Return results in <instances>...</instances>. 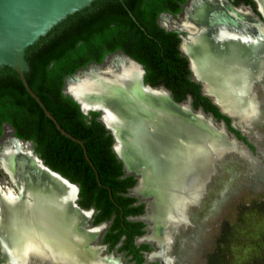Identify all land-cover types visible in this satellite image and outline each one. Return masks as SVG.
Listing matches in <instances>:
<instances>
[{"label": "bare ground", "instance_id": "1", "mask_svg": "<svg viewBox=\"0 0 264 264\" xmlns=\"http://www.w3.org/2000/svg\"><path fill=\"white\" fill-rule=\"evenodd\" d=\"M257 2L264 14V0H257ZM189 4L186 5L187 8L189 7L186 8L187 11L185 10L186 15L184 13L186 21L179 24L178 21L171 17L167 18L165 17L167 15L162 13L161 21L162 17L165 18L161 24L166 28L180 27L190 33L193 32L194 36L183 39V49L189 52V57H193L195 72H199L202 68L200 55L204 56L207 52H212L211 58L225 63L226 75L229 79L212 89L222 90L223 95L230 97L231 100H229L233 104H239L240 109L237 113L243 119L240 121L241 127L243 128L245 123L244 126L250 128L259 115V97L254 86L259 85V81L264 77V37L249 31L250 23H252L249 13L243 14L241 12L243 9L235 11L234 9L238 8L232 9L223 0H192L190 6ZM223 8H227L223 10L226 15H221ZM227 12H230L229 16ZM202 32L206 33L203 37ZM213 32L217 35H213ZM207 33L212 34L214 38ZM233 38L236 41L234 46L233 43L231 44ZM250 38L255 44L253 54L234 52L238 44L239 48H245ZM115 55L117 56L111 61ZM211 61L213 62V59ZM211 66L214 70L215 66L212 64ZM141 73L140 67L124 55L112 54L110 58L105 59L102 66L90 67L78 73L76 79L68 80L66 90L75 95L84 105L103 101L108 109L106 115L111 113L120 115L119 123L127 124L128 143L130 142L133 146L131 153L137 165L134 161H131L130 165L127 164L129 167L142 168V175L139 178L142 183L137 192L142 194L149 192L146 195H151L150 202H152L147 219L153 226L149 238L158 244H163L168 242L164 232L165 225L181 220L183 214L189 212L188 206L191 203L198 205L202 202L204 191L206 189L207 194V185L215 174L211 176V171L218 164V160L212 154L214 145L209 138H206L207 142L203 149L199 150L198 140L203 136L199 132V118L192 119L184 109L181 113V108L179 110L168 102L167 94L162 89L151 90L141 87L139 84ZM204 88L210 91L207 82ZM247 133L254 139L258 136L255 132V136L251 131ZM161 135L165 136L162 147L159 145ZM118 138L121 141L124 139L119 133ZM13 139L14 144L17 145L11 148L5 145L0 151V155L3 156V158L0 156L3 161L0 166L10 172L13 180L19 181L20 176L32 180L35 172L39 171V178L45 175L56 181L52 174L51 176L55 179L38 169V161L30 155L28 143L18 141L14 137ZM128 143L120 142L121 145L130 147ZM224 143L231 142L227 139ZM233 148L237 149L234 145ZM116 149H119L118 145ZM159 151H161L159 156L155 157L153 153L157 154ZM241 151L243 150H240L242 154ZM157 164L159 173L156 169ZM27 172L31 173L30 177L26 175ZM208 177L210 179L207 182ZM148 179L151 180L152 187L147 188ZM36 181L41 183L39 179ZM38 183H35L37 191H34L30 183L28 186L25 183L20 184V198L12 199L9 191L0 193V238L9 237L4 239L7 245L5 247L10 252L16 250L15 252L19 254L26 251L33 252L34 255L52 264L54 262L101 264L99 258H95L91 252H84V248L81 247V244L85 245L88 235L78 228V222L82 216L74 212L68 204L70 189L57 182L63 192L58 188L50 191L49 183L45 182L47 188L37 185ZM71 188L74 189V187ZM64 202L66 204H63ZM4 209L14 211L13 213L8 211L10 214L6 212V216ZM72 218L76 221L74 222ZM187 219L180 224L186 223ZM174 225L167 226L166 232L170 233L171 229L176 227ZM4 240L0 239V243ZM15 243L19 245L15 246ZM161 247L160 250L166 251V245ZM7 248L3 251L9 252ZM161 254L163 252L158 253V255ZM29 259L23 256L20 262L28 264ZM167 264H170L168 260Z\"/></svg>", "mask_w": 264, "mask_h": 264}, {"label": "trees", "instance_id": "2", "mask_svg": "<svg viewBox=\"0 0 264 264\" xmlns=\"http://www.w3.org/2000/svg\"><path fill=\"white\" fill-rule=\"evenodd\" d=\"M185 1L108 0L94 11L49 31L29 49L31 68L25 73L29 86L61 127L81 140L84 147L56 128L14 70L0 68V136L3 124H8L14 136L32 141L46 165L78 183L80 204L99 209L96 221L108 218L110 213H115L118 220L120 213H136L126 208L135 198L120 194L136 180L132 175L119 178L122 163L111 148V134L97 119L99 113L84 115L62 89L67 76L89 63H101L109 53L120 50L142 64L144 81L165 86L174 100L191 95L194 108L201 105L217 120H223L254 150V145L231 125V118L202 94L200 84L191 78L187 58L178 48L177 32L167 31L158 23L162 11L179 12ZM246 1L256 9L253 0Z\"/></svg>", "mask_w": 264, "mask_h": 264}, {"label": "water", "instance_id": "3", "mask_svg": "<svg viewBox=\"0 0 264 264\" xmlns=\"http://www.w3.org/2000/svg\"><path fill=\"white\" fill-rule=\"evenodd\" d=\"M108 0H0V68L1 67H9L12 70H14L19 78L21 79L25 89L27 92L33 97L37 103L40 105L41 109L43 110L44 114L53 121L56 128L64 135L68 136L69 138L77 141L78 143L83 145V142L75 137H73L70 133H68L65 129L61 127L57 119L54 117V115L47 109V107L44 105L43 101L40 99V97L31 89L29 86L27 79L25 77V73L30 71V64L27 60L29 49L37 43L43 36H45L49 31L60 27L68 22H71L81 16H84L101 5H103ZM225 3L232 8H246L244 5H234L229 0H223ZM257 4V9L261 14L262 19L258 15H256L251 9H246L249 13V16L252 18L249 27V31L252 33L263 36L264 37V14L260 10L258 6L257 0H254ZM225 4V5H226ZM226 5V6H227ZM130 16L132 19H135L134 15L130 12ZM160 24V23H159ZM163 26L162 24H160ZM241 25H243L241 23ZM164 27V26H163ZM168 30H176L178 31V35L181 39L179 43V49L181 53L187 58L188 61V68L190 70V75L193 80L198 82L200 84V90L201 93L206 95L217 107L220 109V111L227 116L231 118V125L238 129L240 133L246 137V140L256 145L258 141H260V135L255 136L254 132H257L255 130V126L262 123L264 121V90L261 91V82L260 85L254 86V90L259 97V115L256 120H254L250 125V128H247L244 126L245 123H240L242 118H240V115H238V111L240 109L239 104L235 105L230 100V97H227L226 95H223L222 90H214L212 88H216L218 84H221V82L226 81L228 76L226 75V65L223 63L222 60H217L214 58H211L210 53L207 52L206 55L199 57V60L202 62V68L199 70V72H195L193 69V57H188L187 54H185L182 49V41L183 39H186L187 37L194 36L190 31L186 29H182L180 27L175 28H167ZM254 31V32H253ZM190 34V35H189ZM197 53L198 50H197ZM121 55H124L126 58L131 60L132 62L136 63L138 67H140L142 73L140 77L139 84L143 88H149L151 90H158L162 89L167 94V100L171 105H174L176 108L184 109L185 113L187 115L191 116L192 119L197 117L199 118V128H200V134L203 136L198 140V147L199 150H202L204 147V144L206 141V138H209L213 142V149L212 154L214 155V158L218 160V166H217V175H213V181L210 180L207 185V194L206 189L203 194V198H201V203L196 205V203H191L188 206L189 209V218L188 221L184 224L177 225L176 227L171 229V233L174 234L177 232L180 233V237L178 238L179 245L186 244V241L188 238H190V234H193V227L196 226V217L200 210H204L205 213H208L210 211V208L214 206V185L213 183H220L225 184L229 180L230 176L232 175V164L239 161H245L251 166L257 167L260 170L264 171V161L260 159V156L257 154H254V151L248 146V144L239 139L232 131L228 129L225 122L223 120H217L211 113L206 112L203 110L202 107L194 108L192 105V98L190 95H187L186 99L182 101H176L172 97V94L169 89L166 87L160 85V86H152L149 83H146L144 81V73L145 70L139 62L125 54L124 52L120 53ZM107 56L104 57L103 61L101 63H92L89 64L86 68H80L77 71H75L72 75H69L65 78L64 86L62 89L63 94L69 95L73 100H75L78 105L80 111L84 115H89L90 111H97L99 113L97 119L105 126V128L108 130V132L111 134L113 142L111 145V148L113 152L116 154L117 158L121 160L123 169L126 173H132L137 178V181H139V178L142 175V168L140 167H129L131 161H134L137 165V161L134 158L133 153V146L129 142L128 143V137L127 134H129V131L126 130V125H121L119 123V116L114 115L113 113L108 114L106 112L108 109L106 108V105L100 101L96 102L95 104H83L80 102V100L73 95L72 93H69L66 90V85L68 80L70 79H76V76L78 73L82 71L88 70L90 67H99L102 66L105 62V59ZM203 58V59H202ZM213 59V62L211 61ZM211 64L214 67V70L211 66ZM210 65V66H209ZM206 70V71H205ZM207 70L210 72H207ZM205 71V72H204ZM234 79V78H233ZM264 80V78H263ZM209 84L210 91L205 90L204 84ZM230 99V100H229ZM110 116V117H108ZM107 118V119H106ZM106 119V120H105ZM238 122V123H236ZM244 122V121H243ZM246 131V132H245ZM247 131H251L254 136L258 139L255 140L252 135H249ZM118 133L122 135L124 138L123 141H121L118 138ZM14 138L18 141L28 143L30 146V155L35 157V159L38 161V169L45 171L46 174H48L51 178V174L56 178V181L58 183H61L62 186L69 188L70 191V198L68 201L69 206L75 210L79 211L78 213H83V228L85 230H89L87 228V218L92 212V209L86 210L77 204L76 200L78 198L77 193L79 190V187L77 184L71 182L69 179L63 177L59 172L51 169L48 165H46L43 161V159L35 152V150L32 147V142L29 140H23L16 136ZM230 140V144H225L224 141ZM120 142H127L130 147H125L120 144ZM116 145L119 146V149H116ZM227 145V146H226ZM233 145L237 148H233ZM5 147V144L1 147L0 151L3 150ZM84 147V145H83ZM240 150H243L244 154L242 155L240 153ZM258 150V146H257ZM84 154L87 160H89L88 155L86 154V151L84 149ZM261 158H264L261 156ZM90 162V160H89ZM91 163V162H90ZM128 163V164H127ZM3 174L0 177V193H3L5 191H9V194L12 199L20 198L21 197V190H20V183L19 181H15L12 178V175L10 172L5 169L1 168ZM26 175L30 177L31 173L27 172ZM53 178V179H55ZM37 184L39 186H44ZM28 185V184H27ZM36 185V184H34ZM71 187H74L72 189ZM141 199L146 201V205L148 204L149 200L151 199V195H142L138 194ZM207 206V207H206ZM201 207V208H200ZM200 208V209H199ZM196 209V210H195ZM199 209V210H198ZM87 212V214H86ZM195 217V218H194ZM198 224V223H197ZM186 231V232H185ZM184 233V234H181ZM94 236V235H93ZM92 236V237H93ZM3 238L0 239H6L9 237L2 236ZM94 238V237H93ZM91 238L87 241L88 244H90ZM5 244V245H4ZM10 245H13V243H9ZM19 245V243H15V246ZM6 245V242L4 240L3 243H0V264H22V258L23 256H26L30 258L31 260H36L35 253H31L26 251L25 253L19 254L14 252H10ZM180 247V246H178ZM9 252L3 251V249H6ZM170 255L174 256L175 254L173 252H170ZM180 259V258H179ZM21 261V262H20ZM180 264H185L180 259Z\"/></svg>", "mask_w": 264, "mask_h": 264}, {"label": "rangeland", "instance_id": "4", "mask_svg": "<svg viewBox=\"0 0 264 264\" xmlns=\"http://www.w3.org/2000/svg\"><path fill=\"white\" fill-rule=\"evenodd\" d=\"M188 2L189 0H187L184 5ZM183 9L178 16L173 18L180 20L179 18H181ZM164 18L165 17H162L161 21L160 16V24L163 22ZM234 37L236 36L234 35ZM251 40L252 38H250L249 43L243 49L239 48L238 44L234 48V52L237 53L236 51H240L242 53L249 52L250 54H253L255 44L254 41ZM234 42H236L235 38L231 41L233 46ZM112 54H120V52ZM112 54L107 55V58H110ZM116 56L117 55H115L111 61ZM111 61L109 62L111 63ZM263 78L258 83L260 85L261 82V91L264 90ZM255 130L257 131L255 133L260 135V141L254 145V154L259 155L260 159L264 161V158H261V156L264 157V121L256 125ZM11 137H14L13 130L9 125L5 124L3 135L0 138V149L5 144L6 140L12 139ZM164 138V135L160 136L159 145L161 147L164 143ZM255 140L258 139L256 138ZM241 152L244 154L243 151ZM217 166L218 164H216V172L218 169ZM232 169V175L227 183H213L214 206L210 208V212L208 213H205L204 210L198 212L196 217V222L198 224L196 223V226L193 227L194 233L190 234V238H188L190 240L188 241L187 239L186 244L176 248L174 251V253L178 254L179 258L185 264H264V171L249 165L245 161L235 162L232 164ZM216 172L215 175H217ZM18 179H20V184L25 183L29 185L30 183L31 186L33 185L32 187H34V191H37V187L34 185L35 183H38L36 181L37 179L41 181V185H44L41 187L47 188V183L50 185L52 183L58 184L56 181L49 179L45 175L39 178V175H37L36 172L32 180L21 176ZM214 179H212V181ZM56 188L61 190L60 186ZM63 195L65 194L63 193ZM27 199L29 198L27 197ZM63 204H66V202ZM4 211L5 213H8L9 209H4ZM13 211L9 212L13 213ZM73 211L78 213L75 210ZM74 220L75 219H73V221ZM174 236L178 238L180 237V234ZM88 240L89 238L87 241ZM92 241L93 239H91L89 243L95 244L94 241ZM172 247L174 246L170 241L169 246L167 245L166 255L171 259V263L173 262L174 264L173 258H170L169 255V250ZM88 248H93L97 253L90 249L88 250ZM95 249L97 248L88 247L87 244H85L84 252H91L95 255V258L97 257L100 259L99 250ZM35 258L36 260L29 259L28 264L50 263L38 256ZM102 260L103 259H101L100 263L105 264ZM54 264L61 263L54 262Z\"/></svg>", "mask_w": 264, "mask_h": 264}, {"label": "flooded vegetation", "instance_id": "5", "mask_svg": "<svg viewBox=\"0 0 264 264\" xmlns=\"http://www.w3.org/2000/svg\"><path fill=\"white\" fill-rule=\"evenodd\" d=\"M190 1L192 2V0H189V2L186 5H188L190 3L189 4V6H190L191 5ZM229 1L232 4H234V5L242 4V5H244V7H246L244 9L243 8L234 9L235 11L243 9L242 11L241 10L240 11L243 14L244 13L247 14L248 11L246 9L249 8L256 15H258L257 12H256V10L258 11L257 4H256V2L254 0L253 1H254L255 5H256V9L253 7V5L251 3H248L246 0H229ZM185 2L182 3L181 11L183 9V5L185 4ZM186 5H184L183 13L181 15V17H184V18H181L180 20H176V19L173 18V17L178 16V14H180L181 11L176 12V13L170 12V11H162L158 15V23H160L159 22V18H160L162 13L167 15L165 17H167V18L171 17L174 20L178 21L179 24L183 23V21H186L185 10L187 11V9L189 8V7L187 8ZM223 10H227V8L221 9V15H226V13H224ZM184 13H185V15H184ZM227 13H228V16H229L230 12H227ZM260 16H261V14H260ZM260 19H262V18H260ZM161 27H163V26H161ZM163 28L165 30H167V31H175V32H177V35H178V31H176V30H168L166 27H163ZM170 28H175V27H170ZM215 34L216 33L213 32V35H215ZM204 35H206V33L202 32L201 36L203 37ZM207 35H210L211 37L214 38V36L212 34H208L207 33ZM178 37H179V35H178ZM180 41H181V39H180ZM180 41H179V43H180ZM179 43H178V48H179ZM183 44H184V41H182L181 49L188 56L189 52H187V51H185L183 49ZM115 52H120L121 53L122 51L116 50ZM115 52H113V53H115ZM215 53H217L216 50H215ZM109 54H112V53H109ZM109 54H107V55H109ZM107 55H105V56H107ZM89 64H92V63H89ZM88 65L86 67H88ZM86 67H84V68H86ZM155 86H160V85H155ZM190 97H191V95H190ZM200 107H202V106L200 105ZM209 113H211V112H209ZM4 125L5 124H3L1 136L3 135ZM12 130H13V128H12ZM13 135H14V130H13ZM1 136H0V138H1ZM11 138L12 139L9 140V143H7V140L5 139L6 140L5 145H7L9 148H11L12 146L17 145L16 143L14 144L15 141H14L13 137H11ZM20 139H22V138H20ZM23 140H25V139H23ZM32 147L34 149L33 143H32ZM160 152L161 151H159L157 154L154 152L153 155L155 157H158ZM0 156H2V154ZM2 158H3V156H2ZM2 162L3 161L0 158V163H2ZM215 168L216 167L214 166L213 170L211 171V176L215 173ZM156 169H157V172L159 173V165L158 164L156 166ZM0 172H1L0 173V177H1L2 174H3L1 169H0ZM160 172H161V168H160ZM36 173H37V175H39V171H37ZM131 175L135 178L136 181L131 186L126 187V190L124 192H121L120 194L124 195L125 197H133V198H135L134 201H131V202H129L126 205V208L129 209V210H132V211L136 210V213H127L126 215H123L122 213H120L118 215V218L120 217L119 220L117 219V216H116L115 213H110L108 218L100 219L99 221H96V219L98 218L97 215H98L99 209L96 208L93 205L85 207V206L80 204V202H79L80 201V195H79L80 188H79L78 193H77L78 198L76 200L77 204L79 205V207H81L83 209H86V210L92 209L91 214L87 218V228H89V230H85L83 228V220H82L83 217L78 222V228L80 230H83V231L85 230V232L88 235L87 238L93 239V241L95 243V244H93V243H90V244L85 243V244H87L88 247L97 248L99 250L100 261H101V259H103L102 261L105 264H167V260L170 262V264H173V262L171 263V259H169L167 257L166 251L163 250V249L160 250V248H162L161 247L162 245H166V246L168 245L169 246V242L171 241V244L174 247H172L169 250V253L170 252L174 253L176 248H178V246H181V245H179V243H178V238L179 237L176 238L175 236H173L171 231H170V233L166 232L165 228L167 229V226L173 225V224H175L174 226H177L178 224L181 223V221L185 222V219H187V216H189L190 212L184 213L181 220L175 221V222H170L167 225H165L164 232L166 233V238H168V240H169L167 243L165 242L163 244H158L155 240L150 239L149 236L151 234V228H152L153 224H151L152 222H150L147 219V215H148V213L150 211L149 209L151 208L150 204H151L152 201L150 202V200H149L148 204L146 205V201H144L143 199H141V197L138 196V194H142V193L137 192V189L141 185L142 181H140V179H139V181H137V178L135 177L134 174L126 173L125 170L123 169V166H122V173H121V175H119V178H125V177L131 176ZM209 177L206 179L207 182H208V179H210ZM147 181L148 182L145 181L146 182V187L147 188L149 186L152 187L151 180L148 179ZM206 181H205V185L207 184ZM73 183H75V182H73ZM75 184L78 185V183H75ZM58 186H59L58 184H54V183H52L51 185L49 184L50 191L55 190V188L58 187ZM78 187H79V185H78ZM6 193H8V192H6ZM50 193H52V192H50ZM147 193H149V192H147ZM147 193H144L142 195H146ZM140 207L142 208V210L137 211ZM82 214L83 213H81V212L79 213V215L83 216L84 214L83 215ZM86 214H87V212H86ZM75 221H76V219L74 220V222ZM133 223H138V224L135 225V226H132ZM88 231H92V232H88ZM93 231H94V234H93ZM177 234H180V233L176 232V234H174V235H177ZM181 234H184V233H181ZM92 236L94 238H92ZM95 240H96V242H95ZM189 240L190 239H188V241ZM86 241H87V239H86ZM81 247L85 248V245L82 246V244H81ZM89 249L91 251H94L93 248H88V250ZM97 249H95V250H97ZM166 250H167V248H166ZM159 252H163V254L158 255ZM174 254H175L174 256L169 254L170 258H173L174 264H180L179 255L176 254V253H174ZM35 256L37 257V255H35Z\"/></svg>", "mask_w": 264, "mask_h": 264}]
</instances>
